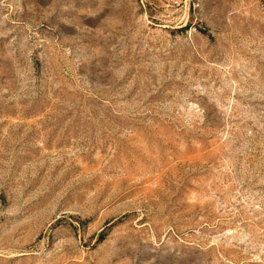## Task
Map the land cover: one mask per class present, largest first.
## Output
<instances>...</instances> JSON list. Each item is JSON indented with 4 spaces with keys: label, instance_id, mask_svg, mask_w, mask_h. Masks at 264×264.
Wrapping results in <instances>:
<instances>
[{
    "label": "rangeland",
    "instance_id": "1",
    "mask_svg": "<svg viewBox=\"0 0 264 264\" xmlns=\"http://www.w3.org/2000/svg\"><path fill=\"white\" fill-rule=\"evenodd\" d=\"M0 264H264V0H0Z\"/></svg>",
    "mask_w": 264,
    "mask_h": 264
}]
</instances>
